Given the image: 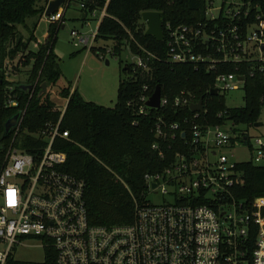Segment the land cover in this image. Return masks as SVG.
Wrapping results in <instances>:
<instances>
[{"label": "built area", "instance_id": "1", "mask_svg": "<svg viewBox=\"0 0 264 264\" xmlns=\"http://www.w3.org/2000/svg\"><path fill=\"white\" fill-rule=\"evenodd\" d=\"M73 1L79 2L65 0L55 14L43 17L49 24L63 25L64 13ZM89 1L97 5L101 0ZM204 1V23L173 27L163 22L167 61L172 65H205L216 75L212 89L225 98L229 91L240 90L238 85L243 91L245 77L219 73V66L235 65L240 71L239 66L247 64L252 69L249 76L264 75V0H221L218 7L215 0ZM108 2L105 0L101 10L88 11L82 0L80 11L87 12L83 21L99 14L101 23ZM96 34L69 33L73 47L80 49H91ZM202 45L219 58L203 55ZM135 57L134 70H146L143 58ZM3 70L11 84V64L6 62ZM142 89L139 114L146 115V109H151L145 106L149 89L146 85ZM14 93L13 85H8L0 100V264H13L12 250L26 240H38L49 258L54 255L44 264H264V197L247 203L236 200L231 193L244 185V175L237 169L243 163L235 161L231 151L241 145L250 154L249 162L264 167L263 138L248 137L228 121L205 129L195 125L186 132L179 124L162 130L163 122L158 119V142H174L178 133L181 139L186 138L185 149L177 151L173 162L160 173L144 175L145 199L143 203L135 201L131 225L93 226L88 221L84 181L63 173L65 155L52 150L55 138H68L59 127L68 100H63L65 104L59 109V121L46 124L35 135L47 146L33 157L18 143L15 146L26 106L21 107ZM32 94L31 89L29 98ZM197 102L182 91L170 102L161 95L159 109L169 104L174 109H190ZM5 111L12 113L6 120L20 113L6 143V120L2 119ZM198 115L195 113L194 118ZM223 115L225 112L218 118ZM243 136L247 137L246 146ZM152 150L159 159L164 157L160 144L153 145ZM148 194L162 195L167 200L154 205Z\"/></svg>", "mask_w": 264, "mask_h": 264}, {"label": "trees", "instance_id": "2", "mask_svg": "<svg viewBox=\"0 0 264 264\" xmlns=\"http://www.w3.org/2000/svg\"><path fill=\"white\" fill-rule=\"evenodd\" d=\"M50 0H0V100L4 98L6 81L3 65L9 62L15 71L28 69L25 84H13L21 107L26 106V114L21 124V132L15 142L21 150L35 157L47 146L43 139L37 138L46 124L55 125L61 112L50 101L49 89L60 79L62 73L54 55L57 42L56 33L61 24H50L43 45L36 53H24L28 43L35 40V23L29 31V41L24 43L18 36L17 27L25 26L26 20L36 17L39 20L45 13ZM106 16L99 24L96 42L111 41L113 57L120 58L126 50L134 56H141L146 70H134V65H125L118 83L117 101L114 108H102L91 102H84L76 90L62 88L60 98L68 100L66 111L60 121L61 132L68 134L67 139L55 138L52 150L65 155L61 171L85 183V202L89 224L99 227H126L135 220V201L143 203L146 185L144 175L157 174L173 162V155L184 150L185 140L177 133L174 142L162 143L155 138L156 121L161 119V129L179 124L189 132L197 125L200 128L232 122L235 127H254L264 106V75L249 76L252 69L248 65L219 66V73L244 75L243 104L241 108L227 109L221 95L211 96L214 88L215 73L208 72L205 65H172L167 61L165 42H158L144 35L146 25L140 18L143 12H160L164 22L171 26H192L205 22L204 0H108ZM86 9L91 11L105 6V0L94 5L84 0ZM87 12L85 11L84 14ZM64 21V20H63ZM205 56L219 58V55L202 45ZM93 54L104 53L101 48H91ZM150 54V57L148 56ZM121 63V62H120ZM46 85V94L41 93V85ZM148 87L151 96L156 87L169 102L180 92L191 96L192 102L202 99L205 113L190 112L188 107L174 109L170 104L159 110L146 109L147 114H139V98L142 87ZM22 87H31L30 91ZM218 118L220 113H224ZM5 121L12 115L10 111L2 114ZM186 135V133H185ZM187 137V136H186ZM10 134L4 140H9ZM160 144L164 157L158 158L152 146ZM168 146L171 149L168 150ZM242 172L244 185L233 188L231 193L238 201L250 203L255 198L264 197V167L254 166L252 162L237 166ZM46 254V261L54 255Z\"/></svg>", "mask_w": 264, "mask_h": 264}, {"label": "rangeland", "instance_id": "3", "mask_svg": "<svg viewBox=\"0 0 264 264\" xmlns=\"http://www.w3.org/2000/svg\"><path fill=\"white\" fill-rule=\"evenodd\" d=\"M221 0H215V6L218 7ZM79 4L78 2H71L66 9L63 17V29H59L60 23H57L58 32L56 33L57 42L54 47V55L57 56V64L60 72L62 73L59 81L49 89L50 101L55 104L58 109H62L65 102L60 98L62 88L71 87L72 90L78 91L84 102H91L102 108H114L117 101V88L121 78L122 68L125 65H133L136 63V57L128 51L123 50L120 58L113 57L110 54L112 48L111 41H98L92 48H101L104 53L93 54L89 48L80 49L75 48L72 45V38L69 33L74 30L81 35H91L97 32L99 27V14H95L94 19L88 17V21L83 23L79 19ZM26 24L23 27H17L18 36L23 39L26 44L29 41V31L32 29V23H37L34 30V38L32 42L28 43L24 53H19L16 57L17 60L26 53H36L40 45L45 43L50 24L42 16L39 20L36 17L26 20ZM62 25V24H61ZM29 26V28H28ZM146 30V28H145ZM107 62V63H106ZM121 62V63H120ZM12 66V65H11ZM23 70L28 69L21 68L19 71H15L12 68L10 72L9 80L11 84H25L26 77ZM240 90L229 91L225 96L224 104L227 109L241 108L243 104V91L242 87L238 85ZM259 128L255 127H239V129L246 133L248 137H259L264 139V106L261 109L259 116ZM234 160L241 163H247L251 159L247 149L238 145L232 151ZM227 154V153H226ZM148 200L151 204L157 205L163 202V199L167 200V197L162 195L148 194ZM39 241L26 240L23 246L12 250V262L13 264H44L46 260V254L41 249ZM1 252V249H0Z\"/></svg>", "mask_w": 264, "mask_h": 264}, {"label": "water", "instance_id": "4", "mask_svg": "<svg viewBox=\"0 0 264 264\" xmlns=\"http://www.w3.org/2000/svg\"><path fill=\"white\" fill-rule=\"evenodd\" d=\"M65 0H50L49 4L46 7L44 16L45 17H49V15L55 14L59 8L65 3ZM140 18L142 19V22L146 25V30L144 35H146L147 37H152L154 38L156 41L158 42H162L164 35L162 32V26H163V22H164V17L162 15V13L160 12H143L140 15ZM107 63V62H106ZM239 81L244 82L243 78H238ZM156 90L154 91V93L150 96V98L148 99V101L145 103L146 107H149L151 109H155L158 110L160 108L159 103H160V98H161V89L159 87L155 88ZM22 90L24 91H31V87H22ZM46 85L42 84L41 85V93L42 94H46ZM217 90L216 89H212L210 92L211 96H217ZM190 112L194 113H202L203 112V105H202V99H199L198 102L192 106H190ZM20 113H16L14 116H12L11 118H9L8 120H6L3 124V128H4V133H3V138H6L9 136V134L15 130L16 125H17V121L19 118ZM261 126L260 123H257L254 125L255 128H259ZM247 137L243 136V144L244 146L247 145ZM155 185L152 186V188H154Z\"/></svg>", "mask_w": 264, "mask_h": 264}, {"label": "crops", "instance_id": "5", "mask_svg": "<svg viewBox=\"0 0 264 264\" xmlns=\"http://www.w3.org/2000/svg\"><path fill=\"white\" fill-rule=\"evenodd\" d=\"M82 0H79V2H78V4H80V2H81ZM79 14H80V16H79V19H81L82 21L84 20V17H86V15L84 14V12H81L80 11V8H79ZM87 22V21H86ZM85 21H83V23H86ZM32 25H34V23H32ZM28 28H29V26H28ZM63 29V28H62ZM17 63V59L15 60V62H14V64L13 65H15ZM23 72H24V74H25V76L27 75V77H26V80H27V78H28V74H27V71H25V70H23ZM72 90V89H71Z\"/></svg>", "mask_w": 264, "mask_h": 264}]
</instances>
